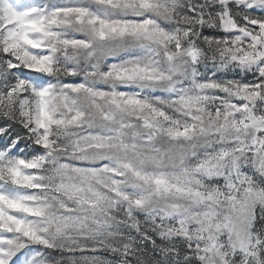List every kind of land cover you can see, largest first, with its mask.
<instances>
[{
  "label": "snow or ice",
  "instance_id": "snow-or-ice-1",
  "mask_svg": "<svg viewBox=\"0 0 264 264\" xmlns=\"http://www.w3.org/2000/svg\"><path fill=\"white\" fill-rule=\"evenodd\" d=\"M0 264H264V0H0Z\"/></svg>",
  "mask_w": 264,
  "mask_h": 264
}]
</instances>
